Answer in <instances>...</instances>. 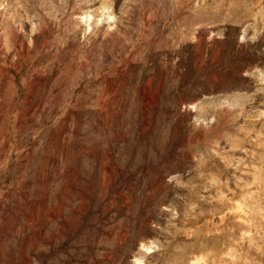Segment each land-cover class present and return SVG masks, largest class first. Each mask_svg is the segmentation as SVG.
Masks as SVG:
<instances>
[{"label": "rangeland", "instance_id": "obj_1", "mask_svg": "<svg viewBox=\"0 0 264 264\" xmlns=\"http://www.w3.org/2000/svg\"><path fill=\"white\" fill-rule=\"evenodd\" d=\"M0 264H264V0H0Z\"/></svg>", "mask_w": 264, "mask_h": 264}]
</instances>
